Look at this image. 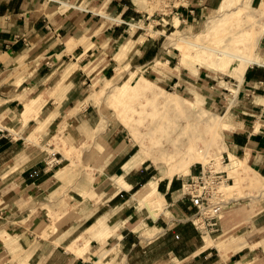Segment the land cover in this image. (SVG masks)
<instances>
[{"label": "crops", "instance_id": "1", "mask_svg": "<svg viewBox=\"0 0 264 264\" xmlns=\"http://www.w3.org/2000/svg\"><path fill=\"white\" fill-rule=\"evenodd\" d=\"M201 1L204 4L202 8H206L214 6L217 0ZM136 4L135 0H0V123L3 125L0 126V264H264V244L257 250L243 246L229 251L221 260L213 261L214 247L220 253L218 245L231 243L234 246L236 240L243 238L245 242V239L232 240L227 237L222 242L216 241L217 246L212 247L205 246L203 235L201 244L199 232L188 222L187 214L193 211L188 201L178 196L173 199V195H169L179 191L176 183L172 182L174 176L163 178L155 184L154 191L167 206L159 216L153 218L142 203L143 197L151 191L147 187L151 178L145 176L141 167L129 169L127 163L124 169L119 167L131 147L121 144L116 136L109 140L112 143L109 145L110 152L97 165L101 182L96 186L92 198L78 195V199L66 200L64 197L69 201L73 213L47 233L51 222L37 205L59 195L61 197L64 188L67 191L70 188L84 189L87 183H91L93 174L72 183L82 170L85 171L84 166L79 168L76 163L71 167L73 170L67 165L66 170L54 172L51 169L55 165L53 157L62 162L58 153L35 159L40 150L30 148L25 142L32 135L34 139L44 138L54 119L60 117L62 109L67 115V110L82 107L85 92L82 86H89L94 76H104L109 68L114 69L118 64L113 57L100 64L105 61L99 58L101 53L112 46L118 49L117 52L121 50L125 54L124 64L133 68L131 72L144 73L151 69L154 73L151 64L162 52L161 48L152 53L153 43L150 40L137 43L135 39H131L130 44L125 41L118 46L119 43L115 42L122 36L120 28L107 22L119 21L108 15L117 14L125 18L137 16ZM59 6L74 12L60 11ZM196 7L194 9L198 11ZM194 9H185V15L190 17ZM104 12L107 15L103 16ZM92 15L99 19L95 20ZM102 18L105 20L100 21ZM66 40H74L76 45L72 44L74 47L69 50ZM259 44L258 56L255 55L257 62L245 70L240 80L234 79L231 83L234 87L227 85L233 94L223 87L218 95L229 94L230 104L233 102L225 111L229 112L227 125L231 126L226 130L227 145L236 157L248 158L250 166L264 178V36ZM94 54L98 57L94 58ZM73 65L77 66L75 70L67 72ZM175 79L174 84H178L180 79L177 76ZM126 85L125 81L112 84L99 93V97L105 99L104 91L110 87L123 89ZM31 99H34V108L40 109L41 116L29 118L26 122L15 119V110L22 107V111L24 104ZM86 107L89 104L76 111V114L82 115L79 125H89ZM45 108L48 111L43 115ZM30 112V108H27L21 118L26 120L31 116ZM51 116L53 119H49ZM12 127L16 128L15 132ZM54 128L61 135L59 127ZM66 130L63 135L65 140L68 139ZM39 139L31 142L39 145ZM120 146L123 148L120 149ZM100 153L92 148L82 157L89 159L94 155L92 158L98 159ZM191 167L189 173L182 176L184 179L191 174ZM138 185L140 187L136 189ZM169 197L173 202L167 201ZM133 200L151 217L140 220L142 227L138 234L124 228V223L130 218L126 213ZM4 212H9L7 217H21L9 231L1 228ZM54 213L56 216L62 214L60 210ZM26 219H32V223L25 227ZM91 220H94L93 223L87 226L86 222ZM85 231L91 233V238L84 237V241L74 247L73 243ZM44 233L49 239L42 236ZM69 247L74 248L70 250ZM250 257L254 258L251 262Z\"/></svg>", "mask_w": 264, "mask_h": 264}, {"label": "rangeland", "instance_id": "2", "mask_svg": "<svg viewBox=\"0 0 264 264\" xmlns=\"http://www.w3.org/2000/svg\"><path fill=\"white\" fill-rule=\"evenodd\" d=\"M220 1L222 0H217L215 5L212 7L208 6L206 8H202L204 4L201 0H150V1L135 0V2L137 3L135 5V9L137 11L134 12L135 15L137 16H134L133 18H125L117 14L108 15L109 17H113L114 19L119 20V21H114V20L107 21V22H111L114 26L120 28V32L122 36L120 37L118 42H115V44L119 43L118 46H120V44L124 43L125 41L128 42V44H130L131 39L137 40V43L143 42L145 40H150V42L153 43L151 47L153 49L152 53L156 52L157 49L159 48H161L162 52L157 58H155V60L151 64L154 73L150 71L151 69H149L150 72L145 71L144 73L143 72L136 73V72H131L133 68H130V66L124 64L125 54L121 53L122 52L121 50L117 52L116 50L118 49H114L113 48L114 46H112L111 49L103 51L99 58L102 57V59L104 58L105 61L100 62V64L104 62L106 63V59L109 57L115 58L118 64L114 69L109 68L104 73V76L100 74L94 76L89 86L87 84L82 86L85 92L83 93V98L81 100L80 106L83 107L89 104V107L88 108L86 107V111L88 113L86 114V116L90 120L89 121L90 126L88 124L79 125V122L81 120L80 116L82 115L76 114V111L82 107H79L78 109L72 108L67 110L69 111L67 115L63 113V109H62V113L60 114V117L54 119L55 122L51 124L44 138L34 139L32 138L34 137L33 135L27 138L25 142L27 146H30V148H35V150L36 149L40 150V153L35 159L52 154L54 152L58 153L62 162L55 163V161H53L55 165H53L51 169H54V172L66 170L68 168L67 165H70V170H73L71 167L72 165L74 166L76 163L78 164L77 165L78 167L80 166L79 168L84 166L86 173H84L85 171L82 170L80 174L77 177H75L74 180L71 181L72 183L76 182L77 180H81V178L84 177L85 175L89 176V172L91 170L88 167H86L87 165H92L95 167L92 175L93 179L91 180V183L90 182L87 183L88 185H86L84 189L80 187L79 190L70 188V190L67 191V189L64 188L62 189L61 197L59 195L58 198H51L50 201H44L37 205L41 210L44 211L48 220L51 222V227L49 230H47V233L53 231L58 226L59 223L66 221L67 218L70 216V214L73 213V209L71 205H69L70 204L69 201H66L68 200V198L78 199V195L92 198L91 196H93V192H95L96 186L101 182L99 180L100 178L99 176L101 174H98V172L95 169H97V165L100 163L101 158L105 159L107 154L110 152L109 145L112 144L110 141H112V139L115 136H116V140L117 141L120 140L119 142L121 144L124 143L127 144V146L131 147V151L122 160V162L119 164V167L121 168L123 167L124 169L126 163L128 165L127 168L129 169L141 167L142 170H144L145 176H147L148 179L151 178V181L154 178H156L157 174H162L161 172L163 170L159 171L154 165H152L151 161H149L144 157L143 153L140 150L142 145L140 143L147 142V145L148 146L150 145L149 147L151 148V144H148V142L152 138L156 137L157 139H160L161 141H165V142H168V140L170 141L171 139H173L176 133L174 128L175 123L173 122L174 121L173 113L171 114L173 110L161 109L160 111L162 112L164 110L165 113L157 115L158 109L157 107H155L157 106V104L153 103L150 99L145 97H140L125 103L123 102L124 101L123 96H121L128 91V87L131 84H134L137 81V79L141 75H143L147 77L148 80H151L157 86L163 88L166 91L176 93L177 95L183 97L188 101H192L194 104L197 105V107L203 108L208 113V115L210 114L216 115L221 120L218 126V131H217L218 134L216 133L215 142L213 144L214 148L216 149L215 150L216 156L215 157L213 156L205 164L202 163L192 164L191 165L192 172L190 175L194 174V172L199 168L200 164H202L204 168H206L207 164H209L210 162H215V168L217 170L226 172L227 177L230 178V181L227 183L228 184L235 183V185L232 188V190H229L228 194L225 193L222 195L224 200L227 201V204L225 205V208L222 210L221 214L219 215V219H218L219 224L215 228L217 230L212 233L210 231H205L203 235L206 236L208 234L214 239H216L215 241H221L222 239L224 240V238L227 237H228L227 239H232V240H236L237 238L244 237L245 242L238 248H234L233 251L240 249L243 246H250L249 248L251 250H257L260 246L264 244V212L252 218L254 212L251 211L252 209L249 210V208L245 205L246 201H249L250 199L258 198L257 200L261 202H258L256 206L253 207V209L258 210L264 206V197L259 198L260 196H258L259 195L258 192L252 188V185H250V183H248L246 179H243V177L238 176L237 172H229L223 166V164L226 165L229 162V159L227 158L229 154H227V152L233 153L231 151L230 146L227 145V140H226V138L228 137L227 135L228 132L226 130L231 129V127L229 125H225V124H229L227 122V116L229 112L227 113L225 111H228V109L233 105V102L232 104H230L229 99L231 98H229V94L221 93L220 95H218V93H220V91H223L222 90L223 87H226L230 90V88L227 85L228 84L232 85L231 83L234 82L235 78H233L228 72H224L221 69L219 70L215 67H208L205 64L201 63L200 61L194 59L193 57L186 55L185 53L182 52V46H180L174 40L175 38L180 36L191 35L202 32L205 29V25L208 20H210L214 16L216 18L218 17L222 18V16L224 17L225 16L224 14H226L225 11L233 9L239 4L243 5L245 3L246 5L249 4L248 6H252V8L260 9L259 2L262 0H254V2L252 1L251 3H250L251 0H227L223 10L220 9ZM201 3L202 5H199ZM194 7H196L198 11L194 9ZM187 8L194 9V13L190 15V17H187L185 15L186 14L185 9ZM182 9H184V11ZM59 10L63 12H74L71 11V9L65 10L61 6H59ZM257 11L259 12V10ZM99 12L102 13L101 11ZM258 12H254V11L252 12V14L254 15L252 21L258 24H264V13H263L264 11L261 13ZM257 13L258 15H256ZM102 15L105 16L107 14L106 12H104ZM88 16H90V13L87 14V17ZM92 16L95 20H97L96 18L99 19L98 16L95 15ZM103 20L105 19L103 18L102 20L100 19V21ZM105 24L106 23H104V26ZM207 42L208 44H212V39L209 40L207 39ZM75 43L76 42L74 40L71 42L69 40H66V45L69 48V50L72 49L74 45H76ZM255 52L256 53H254V57L255 55L258 56L259 48ZM96 54L93 55L94 58L98 57V55ZM134 63L136 64L137 62ZM76 67H77L76 65H73L70 69L67 70V72H71L72 70L74 71ZM176 76L180 79L178 84H174L176 81L175 79ZM121 81L127 82V85L121 90V95L117 100L112 102L110 100H107L106 97L105 99L99 97V93H101L106 87L112 84L119 83ZM181 83L182 85H180ZM230 92L231 94H233V91L230 90ZM128 105L131 107H129ZM21 108L22 107H19L18 110H15V116H16L15 119H19L20 122H26L29 118H36L37 116L38 117L41 116L40 109L34 108V99H31L29 102H26L24 104V108L22 111ZM27 108H30L31 116L28 117L26 120H23L21 116L26 111ZM153 110L156 112H154ZM46 111H48V108H45V110H43V115ZM118 113L119 114L121 113L123 115L121 114L119 115ZM119 116H121V118ZM131 118L133 119L131 120ZM49 119H53L52 116ZM135 120H136L135 122L136 124L134 123ZM184 121L185 120H180V125H182V127L185 124ZM191 122L192 120L190 121V123ZM153 124L155 127L152 126ZM129 125L134 128L135 133L130 132ZM150 125L152 127H150ZM157 125L160 126L158 127ZM205 125L207 124H203L194 120L193 123H191V129L187 130V132L189 131L193 133V135H200L205 139L209 132V131L207 132V130H204L203 126ZM0 126L3 125L0 123ZM55 126L59 127L62 136L61 138L66 143V145L69 146L68 151L60 147H56L55 143L48 141L50 140L49 135H51ZM98 126H99L98 130L97 132H95V129ZM7 127L10 128V125H7ZM151 128L154 131H152ZM11 129L13 132H15L16 130L15 127H12ZM40 129H42V126L40 127ZM65 130L67 133L66 134L68 138L67 140L63 138ZM150 132L151 133L153 132V134H151ZM154 133H156L157 135ZM135 137H138L139 140L142 139L141 142H139V140L137 141ZM38 139L40 140L39 141L40 145H43L44 147H40L39 145H36L33 142H31V140H38ZM69 140L72 142H70ZM121 146L120 149L123 148ZM223 146H226V149L227 148L228 149L223 151ZM92 148H96L99 151H101V153L99 154L101 157L99 156L98 159L92 158L94 155L92 157H89V159H86L87 156L82 157V154L84 152H89L92 150ZM224 153L227 154V157ZM221 158H224V162L222 161ZM53 163H51V165ZM188 176H186V178ZM56 178L65 182L66 185L68 184V182L62 180L58 176H56ZM182 180H185L182 176L174 175L172 182L173 183L175 182L176 187L180 189ZM138 187L140 186L138 185L136 189ZM161 188L162 186L160 185V190ZM222 191L223 190L220 187L221 194ZM170 194L171 196L173 195V199H175L178 196L179 191L176 190L174 193H169V195ZM251 196L254 198H252ZM64 197L66 198V200L64 199ZM173 199L171 200V198L169 197L167 198V201L173 202ZM56 204H58V206H56ZM57 210H60L62 214L56 216L54 212ZM7 213L9 212H4L3 214V218L5 222L4 220H2L3 221L2 224L3 223L4 224L2 225L1 228L2 229L6 228L9 231L11 230V227H14L18 224L17 219H20L21 217L16 218V215L7 217L8 215ZM126 214L130 215V218L126 223H124L125 230L129 228L134 230L137 234L138 232H140L139 229H141L142 227L140 225L142 219H144L146 216L151 218L147 214L145 209L139 208L138 203L134 200L132 202L130 201V209H128ZM159 214H161V212H158L156 217L159 216ZM1 215L2 214H0V217ZM187 216L190 218L191 214H187ZM31 220L32 219L30 220L26 219L24 221L25 223L24 226L26 227V224H31L32 223ZM93 221L94 220L87 221L86 225L88 226L90 223H93ZM188 222L191 223L190 220ZM260 224H262V226H258ZM144 225L147 227L146 223H144ZM233 226H235V228ZM226 230L227 232H225ZM42 236L46 239H49L47 238L45 233L42 234ZM91 236H92L91 233H87L85 231L83 236L78 238L76 240V243H73L74 247L80 242L84 241L85 239L84 237L91 238ZM202 236L200 237L201 244H203ZM87 241L86 244L88 243ZM255 242H257V244L252 247V244ZM74 247H69V249L73 250ZM115 247L116 246H114V248ZM214 248L215 249H213V256H212L213 261L215 259L221 260L222 258L225 257L220 255L216 247ZM77 254L80 253L78 252ZM253 259L254 258L250 257V262Z\"/></svg>", "mask_w": 264, "mask_h": 264}, {"label": "bare ground", "instance_id": "3", "mask_svg": "<svg viewBox=\"0 0 264 264\" xmlns=\"http://www.w3.org/2000/svg\"><path fill=\"white\" fill-rule=\"evenodd\" d=\"M226 1L227 0L220 1V9L222 10L224 9V5ZM248 5L249 4L246 5L245 3L243 5L239 4L235 8L225 11L226 14H224L225 15L224 17L222 16V18L219 17L216 18L214 16L213 18L208 20L205 25V29L202 32L191 35L180 36L175 38L174 40L180 46H182V52L185 53L186 55L193 57L194 59L200 61L201 63L205 64L208 67H215L219 70L221 69L224 72H228L233 78L240 80L245 70L250 65L255 64L257 62L254 57V53L261 39L264 36V24H258L252 21L254 16L252 14L253 11L258 12L257 10H259L258 13L264 11V0H262L260 3V9L252 8ZM258 13L256 15H258ZM207 39L208 40L212 39V44H208ZM121 89L122 87L108 88L106 91H104V94L106 95V99L114 102L121 95ZM121 96H123V100H124L123 102L125 103L140 97H145L150 99L153 103L157 104V106H155L159 110V111L157 110V115L165 113L164 110L161 112L160 111L161 109L173 110L171 114L173 113V117H174L173 122L175 123L174 128L176 131L173 139H171L170 141L168 140V142H165V141H161L160 139H157L156 137L152 138L148 142V144H151V148L149 147L150 145L149 146L147 145V142L140 143L142 144L140 150L143 153L144 157L149 161H151L152 165H154L159 171L163 170L161 172L162 174H157L156 178H154L148 184L147 187H149L151 191L142 199L143 201L142 203L144 207L147 210H150V213L153 215L154 218L156 217L158 212L162 213L165 210V206H166L164 199H162V197L157 195L156 192L154 191L155 184L157 183V181L162 180L163 178H171L174 175H180V176L187 175L189 173V168L192 164L194 163L205 164L213 156L215 157L216 149L214 148L213 144L215 142V136L218 131V126L221 120L216 115L213 114L208 115V113L203 108L197 107V105L194 104L192 101H188L183 97L177 95L176 93L164 90L163 88L157 86L151 80H148L145 77H141L134 84H131L128 87V91ZM119 117L121 118V116ZM132 119L133 118H131V120ZM180 120H185L184 121L185 124L183 127L182 125H180ZM191 120H192L191 123H193V121L196 120L200 123L207 124L203 126L204 130H207V132L209 131L205 139L200 135H193V133L189 131L187 132V130L191 129V123H190ZM135 122L136 120L134 121V123ZM152 126H154V124ZM152 126L150 125V127ZM152 131L154 130L152 129ZM130 132L135 133L134 128L131 126H130ZM151 134H153V132ZM49 136H50V140L48 141L55 143L56 147H60L68 151L69 146L61 142L60 132H58L56 128H54L53 132ZM135 138L137 139V141L139 140L138 137ZM141 140H139V142H141ZM40 146L44 147L43 145ZM227 149L226 146H223V151ZM228 154H229L228 155L229 162L226 165L223 164L225 169H227L229 172H237L238 176L243 177V179H246V181L250 183V185H252V188L258 192L259 194L258 196H260L259 198H263L264 178L261 177L258 174V172L255 171L249 165L248 158L236 157L231 152H229ZM87 167L91 170L89 172V177H91L95 167L92 165H88ZM206 168L216 169L215 162H210L209 164H207ZM234 185L235 183L228 184L227 182H223L220 185V187L223 190L222 194L220 192V187L218 192L220 193L221 196L225 193L228 194L229 190H232ZM257 199H250L249 201L245 202V205L249 208V210L252 209L251 211L254 212L252 218L264 212V206L258 210L253 209V207L256 206L258 202H261L258 201ZM233 227L235 228V226ZM227 230L225 232H227ZM204 240H205V246H214V245L217 246V242L215 241V239L208 234L204 236ZM243 243H244L243 238H241L236 240L235 243H233L234 246H231V243L230 245L227 246L218 245V249L220 251L221 256H225L229 251L233 250L234 248H238Z\"/></svg>", "mask_w": 264, "mask_h": 264}, {"label": "built area", "instance_id": "4", "mask_svg": "<svg viewBox=\"0 0 264 264\" xmlns=\"http://www.w3.org/2000/svg\"><path fill=\"white\" fill-rule=\"evenodd\" d=\"M227 157V155H226ZM228 158V157H227ZM55 163H58L55 157ZM224 162V158H222ZM226 172L214 168H204L200 164L194 174L182 180L178 198L187 200L193 210L189 220L200 233L216 231L218 219L227 201L220 195L219 187L223 182H229Z\"/></svg>", "mask_w": 264, "mask_h": 264}]
</instances>
